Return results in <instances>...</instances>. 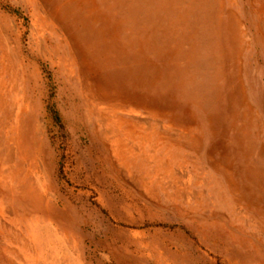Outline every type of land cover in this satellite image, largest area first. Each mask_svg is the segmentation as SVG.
<instances>
[{"label": "rangeland", "instance_id": "1", "mask_svg": "<svg viewBox=\"0 0 264 264\" xmlns=\"http://www.w3.org/2000/svg\"><path fill=\"white\" fill-rule=\"evenodd\" d=\"M0 264H264V0H0Z\"/></svg>", "mask_w": 264, "mask_h": 264}, {"label": "bare ground", "instance_id": "2", "mask_svg": "<svg viewBox=\"0 0 264 264\" xmlns=\"http://www.w3.org/2000/svg\"><path fill=\"white\" fill-rule=\"evenodd\" d=\"M105 97L107 98L108 96H102V98H105ZM113 100H115V99H111L110 101H113ZM113 102H115V101H113ZM122 104L125 105L124 103H122ZM122 104H120V102H117L116 103V106H117L116 108L118 109L120 105L122 106ZM138 107H140V106H138ZM123 126L124 125L121 122V120L116 118L113 121H111V123L108 125V128L106 129V132L103 134V136H101V138L104 141L108 142V144L110 146V149H111V152H112L113 158H115L116 160L120 161V163L121 162L123 163L124 159L126 158L127 152H125L123 150H125L127 148V146H128V143L126 142V139L123 140V139L120 138V133L122 132ZM133 130H135V128H131V129L128 130V132H126V131L125 132H126V134L127 133L128 134L131 133L133 135ZM153 133H154V129L150 128L149 131L147 132V137H149V135H152ZM144 139H147V138L145 137ZM129 145H131V142L129 143ZM131 150H133V149H131ZM131 150L127 149V151H129V152ZM137 151H139V150H137Z\"/></svg>", "mask_w": 264, "mask_h": 264}]
</instances>
